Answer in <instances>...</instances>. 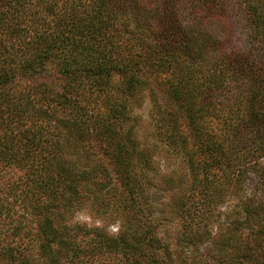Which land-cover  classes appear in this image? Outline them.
<instances>
[{"label":"trees","instance_id":"obj_1","mask_svg":"<svg viewBox=\"0 0 264 264\" xmlns=\"http://www.w3.org/2000/svg\"><path fill=\"white\" fill-rule=\"evenodd\" d=\"M234 21L237 50L222 41ZM48 63L58 90L5 89ZM157 76L156 134L181 154L196 198L178 207L187 225L173 246L147 196L157 145L139 141L132 115ZM92 142L112 174L91 163ZM262 162L264 0H0V264H196L208 233L194 212ZM246 199L232 231L244 263L228 264H264V193ZM91 204L115 210V235L69 223Z\"/></svg>","mask_w":264,"mask_h":264},{"label":"rangeland","instance_id":"obj_2","mask_svg":"<svg viewBox=\"0 0 264 264\" xmlns=\"http://www.w3.org/2000/svg\"><path fill=\"white\" fill-rule=\"evenodd\" d=\"M236 23L235 21L231 23L230 32L224 35L222 41L224 40L225 47L237 50L245 46L246 36L242 28ZM53 67L52 64L48 63L44 72L31 73L20 77L17 75L14 82L8 84L5 89L7 92L12 93L14 90L25 88L35 92L37 95L44 88L58 90L61 78ZM163 79V76L151 78L153 91L159 96H156L154 92L150 94L147 90L142 99L135 104L132 115L135 117V132L139 141L147 145L149 149L153 145H157L156 153L150 157L151 161H153L155 173L152 179V186L147 189V196L151 200L150 209L154 216H159L160 214L162 239L173 246L177 235L187 225L186 217L180 216L178 207L180 204H184L186 199L189 200V203H192L196 198L190 199V195L188 196L192 191V182L191 177H188L187 166L182 161L181 154L174 152V155H171L170 148L156 134L157 126L153 118V105L165 99L161 93V82ZM155 96L158 98L157 100H153ZM91 144L96 151V156L93 158L94 161L91 163L103 166L102 169H106L112 174L113 166L110 163V159L103 155L94 142ZM262 163L257 164L255 167V163L247 165L249 170L246 175L250 178L255 174L253 181L247 179L245 183L243 181V184H239L234 189L225 185L222 196H213V198H219L217 203L208 205L203 212H199L200 214L194 212L195 215H193L192 221L198 224V228L206 230L208 233L204 236V238L207 237L206 240L200 241L198 255L196 254V256L192 257L195 259L196 264H228L227 261L225 262L226 259L233 262H242L239 258L240 252L237 249L236 241L233 239L235 238L232 232L234 228L233 220L236 219L238 212H242V201L244 202L246 198L255 201L256 197H260L261 192L264 193V182L255 179L259 177L258 175L264 166V162ZM168 176L175 182L173 187H170L168 183ZM105 211L106 213L103 216L95 215V206L93 204L91 206L87 205L83 209L76 211L69 223L88 227L96 226L109 235H115L120 227V221L116 220V212L113 208L105 209ZM241 234L243 238L247 237L248 240L251 237V234L245 231H242ZM31 256L34 257L35 255ZM199 261L200 263H198ZM246 264L259 263L252 259Z\"/></svg>","mask_w":264,"mask_h":264}]
</instances>
